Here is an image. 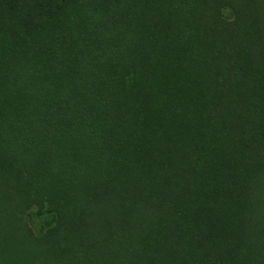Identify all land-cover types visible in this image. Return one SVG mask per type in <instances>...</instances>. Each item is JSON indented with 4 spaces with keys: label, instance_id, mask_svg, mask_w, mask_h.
<instances>
[{
    "label": "trees",
    "instance_id": "trees-1",
    "mask_svg": "<svg viewBox=\"0 0 264 264\" xmlns=\"http://www.w3.org/2000/svg\"><path fill=\"white\" fill-rule=\"evenodd\" d=\"M0 264H264V0H0Z\"/></svg>",
    "mask_w": 264,
    "mask_h": 264
}]
</instances>
